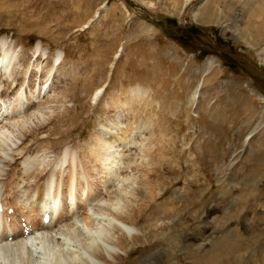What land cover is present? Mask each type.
Here are the masks:
<instances>
[{
  "label": "rangeland",
  "instance_id": "rangeland-1",
  "mask_svg": "<svg viewBox=\"0 0 264 264\" xmlns=\"http://www.w3.org/2000/svg\"><path fill=\"white\" fill-rule=\"evenodd\" d=\"M0 38L15 52L8 67L0 64L5 109L16 86L21 91L12 96L17 100L28 95V103L35 106L40 83L42 104L27 115L41 116L56 107L74 108L75 115L67 121L70 126L60 123V145L46 147L40 134L28 162L19 159L16 176L24 178H17L18 185H7L9 178L1 176L2 189L11 190L2 198L17 211L29 210L33 199L26 195L36 191L29 186L35 182L31 172L44 164L45 177L52 172L62 197L70 172H78L73 198L80 203L78 188L85 192L82 174L88 159L86 167L96 172L100 197L88 200L87 214L84 204L77 205L81 219L96 217L98 208L107 212L102 216L107 221L114 218L111 200L103 203L123 183L136 188L134 182L152 178L158 192L148 205L130 194L134 206L143 209L135 216L143 233L135 232H146V237L121 250L114 264H264V0H0ZM209 60L214 64L207 70ZM200 83L201 94L192 105L189 99ZM70 85L74 91L67 89L63 96L62 88ZM136 91L141 94L134 95ZM23 115L13 114L6 124L21 123L27 118ZM117 116L120 123L111 132L120 138L110 150L118 157L111 163L114 168L106 166L105 171L104 163L87 149L93 147L96 128L109 129ZM19 127L24 126L0 136L1 143L16 134V142L11 140L2 151L0 166L20 151ZM66 145L77 155L65 158L59 149ZM62 156L65 163L59 166L56 160ZM107 171L119 173L118 178ZM134 206L125 212L133 213ZM35 207L32 217L39 220ZM74 219L47 233L80 221ZM155 219L168 227L153 234ZM42 236L30 239L25 248L15 245L19 238L8 240L14 248L2 252L6 244L0 245V264L74 261L70 252L76 245L66 240L64 250L49 246L48 240L41 245ZM103 237L95 238L104 243ZM62 251L69 258H58Z\"/></svg>",
  "mask_w": 264,
  "mask_h": 264
},
{
  "label": "bare ground",
  "instance_id": "bare-ground-1",
  "mask_svg": "<svg viewBox=\"0 0 264 264\" xmlns=\"http://www.w3.org/2000/svg\"><path fill=\"white\" fill-rule=\"evenodd\" d=\"M197 16H199L198 11L195 13V17H197ZM0 39H2V42L0 44V48L2 51V52H0V63L2 66H4V68H6L9 66V64L12 60V57L15 55V52L14 53L11 52V50L9 49V46L7 47L6 45H4L5 41H6L5 38H0ZM12 48L14 49L13 46H12ZM213 64H214L213 60H209L207 62V65H206L207 70L211 69V67H213ZM48 67H49V65H48ZM2 69H3V67H2ZM5 72H6V69H5ZM204 73H206V70L204 71ZM1 80H2V78H1ZM72 83L77 85L75 81H73ZM68 85H69V83H68ZM200 86H201V83L198 85V87L191 94V97L189 99V103L192 105L195 103L196 100H198L197 98H198V95L201 91ZM73 88H74L73 85L72 86L70 85L68 87L67 86L63 87L61 90L62 95L66 97V95H67L66 90L68 89V91L69 90L72 91ZM19 91H21V90H19ZM93 94H94V92H93ZM140 94L141 93L139 91H136L134 95H140ZM63 96L61 97L62 99L64 98ZM91 96L93 97L92 94H91ZM26 98H27V95H25L24 97H21V98H20V96L17 97V100H19V101L16 100V102L18 104L13 106V108L15 110H17V108H20V106H21L23 109V107L25 106V103L22 101V99H26ZM93 98H95V96ZM42 101H40L38 104H36L33 107H31V105H30L29 106L30 108H28L26 110L23 109L24 115L22 117L26 116L29 112H31V110H34L35 107L37 108L38 106H40V104H42L41 103ZM46 101L47 100H45V103H46ZM122 102H123V100H122ZM3 107H4V110L0 111V115H2L0 123H4V125H5L4 121H6V117L8 114L6 115L7 109H5V104L3 105ZM59 108L56 107L53 109L52 112L49 111V112L43 113L41 115L42 117L38 116L39 114H36V113H34V115L29 114V115H27L26 119L23 118L24 120H22L21 123H17V125H23L24 126V127L18 128V129H20L19 131L22 130L21 135L19 137H17L18 140L21 141V144L18 145V148L20 149V151L17 154L14 153L16 155L12 154V155H14L13 156L14 159H12V157H11L12 160L11 159H6V160L2 159L4 162L2 161L3 163L0 166V178H1L0 180H2L4 182V178L1 177V176H4L6 178H9L8 179L9 181H7V183H8L7 185H11V187H13V185H15V184L18 185L17 183L20 180H18L17 178H20L21 176H22V178H24V176L23 175H20V177H18V175L16 176V171H17L16 169H17V167H19V166H17V163L19 162V159H21V158H23V161L27 160L30 157L29 155H31L32 152L35 151V149H33L34 148L33 145L35 144L36 141H38L37 138L41 137L40 134H43L41 141L42 142L44 141L45 144L44 143L43 144L48 148H51L52 146H58L63 142V141L58 140L62 136L61 130L63 129V127L60 126V123L64 124L65 122L67 123L68 120L75 119V115H74V111H73L74 108L66 107L64 110L59 109ZM38 110H39V108H38ZM14 117H16L15 114H14ZM119 117L118 116L116 117L115 124L111 125L110 128L108 127L109 129L104 130L102 128H99V129L96 128V131L93 134V139H92L93 142L95 140L94 144L92 145L93 147H91L90 149L86 148L87 150H89L88 154H91V155L93 154L95 159H98V161L99 160L102 161L104 163V166L105 167L108 166V168L110 170H112L115 166V165H112L111 163H113V161H115L114 159L118 157L117 155L115 156L113 153H111L110 148L112 146L111 143H115L117 141V139L120 138V137L117 138L116 135L112 134L113 132H111V130L116 125H118L120 123L118 120ZM10 118L11 119L13 118V114H11ZM34 118H37V120L35 121ZM32 121L34 124L33 123L31 124ZM68 123L71 124L72 122L70 121ZM4 125L0 126V136L4 133V131L6 129L11 128L13 130L14 127L17 126L15 123L9 124V125H7V127H4ZM64 125H66V124H64ZM68 126H70V125L68 124ZM41 132H44V133H41ZM52 133H58L59 136L57 135L58 137L53 138V137H51ZM14 135H16V134H14ZM14 135L13 136H7V139H3V141L0 143V150H1L0 160H1V158L4 157L2 151H4L5 148H7V146L9 145L8 143L11 140L16 142L14 139L16 137ZM22 138H24V140H22ZM89 146H91V144ZM12 148L13 147H10V149H12ZM15 149L16 148H14V150ZM103 150H106V152ZM59 151L61 154L66 152L67 155H64L65 158H66V156L71 155V154L77 155L76 151L67 145L62 146L59 149ZM27 152H29V153H27ZM4 155H6V154H4ZM44 156H47V153H45ZM64 156L60 157L62 159H58V157H57L56 163L59 166H62L61 164L65 163ZM152 156L154 157V155H152ZM25 162L27 163L28 160ZM86 162L88 163V159L86 160ZM86 162L85 163L83 162L84 163L83 167L85 168V170H87L86 172L94 178L96 172H89L88 171L89 167H86V166H88L90 164V162L88 165L86 164ZM91 162H92V160H91ZM30 164H32V163H30ZM28 166H29V164H28ZM37 167H38V164H37ZM27 169L29 170V168H27ZM104 169L106 171L107 167ZM45 170H47V168L44 164V165H42L41 168H36L34 172H31V177H30V178H34L35 182L38 181L40 183L41 181H44V185H40L38 183L39 187L36 190V193L34 195L31 194L33 202H32L31 207L29 209V210H33L32 205H35L37 212L39 214H41V218H42L44 212L51 211V213H53V212H56L62 206L60 201H59L58 194L53 192L54 193V195H53L52 191H51L52 183H53V174L49 170V172H51V173L47 176L48 177L47 178V177H45V174H44ZM86 172H83V174H82V176L85 179V183H84L83 187L85 188V191L88 188H91V194L93 195L91 197V199L93 200L95 196L96 197L99 196V191L97 189V184H95L93 181L88 180L89 175ZM113 172H114V170H113ZM108 173H109V175H114L117 178L119 176V173L113 174L112 171H109ZM46 174H48V172ZM102 176H104V175H102ZM106 176H104L103 179H104V181L108 182V179ZM117 178L115 180H117ZM27 179L29 180V178H27ZM36 179H38V180H36ZM112 179L114 181V178H112ZM148 179L151 180L152 178L142 179L141 182H137V181L134 182V180H133L134 183H137L136 188H135V185L133 183H132V185H128V184L123 183L122 185H124V186H121V187L119 186L118 189H115L113 196L109 200L104 201L103 204L109 203L106 201H110V200H111L110 202H112L110 205V208H111L110 210L114 214V215H112V216H114V218L113 217L110 218V221L109 220L107 221V219H104L102 217V216L106 215V213H107L104 210H102V208H98V212H96L98 214L95 215L96 217L93 216L94 219H93V217H91L89 215H88V217H85V218L83 217L84 219H81L80 216L77 214V209L73 208L74 205L73 204H70V205L66 204L67 209L70 208L69 209V215L70 216L69 215L68 216L71 219L75 218L77 220V218H78L80 221H78V222L76 221V223L74 222V224L71 223V224L67 225L65 228L61 229L64 225H66L68 222H70L69 217H67L68 222L66 224L59 227L58 228L59 230L58 229L53 230V231L58 230L55 234L54 233H47L49 231V229L43 231L42 232V235H43L42 240L40 241L41 245L45 243L44 241L48 240L49 246L53 244L54 247H56V248L61 247L60 250H62V249L64 250L63 245L65 243H63V240L64 241L66 240V241L70 242L69 244L76 245V249L74 248L73 252H70L71 253L70 257L73 258V260H74V261L69 260L70 264H114V262L117 258L122 257L123 254L121 253V250L127 251L128 247H130L131 245H134L135 243L139 242L142 239H145V237H146V234H145L146 232H144L143 236H141L135 232V231H141V229L136 226L137 225V223H136L137 219H135V216H136V213L139 214L143 209H140L141 208L140 205H138V207L134 206V203L136 202V200H134L132 197H136V198L142 197L144 205L147 204L146 201L152 200L155 196L157 197L158 192L155 191V188H154L155 186L153 185L152 180L149 181ZM87 181H88V183H87ZM126 181L128 182L129 178H127ZM126 181H124V182H126ZM77 183H78V172H73V173L70 172L69 179H68V186L66 187V192H67L68 196H71L72 201H75V199L73 198V193H74L75 189L77 188ZM143 185L147 186L146 187L147 192L145 195L141 191ZM0 188H1V186H0ZM18 188H19V186H18ZM5 190L7 191V189H5ZM8 191L11 192V190H8ZM78 191H79V188H78ZM66 192H65V196H66ZM130 194H132V197H130ZM139 196H141V197H139ZM5 202H3L1 200V196H0V203L2 204V209L0 211V222L2 221V233L4 231L5 236L13 235V238H16V239L19 238L21 240V242H18L15 244L18 247L25 248L26 245L30 246V243L32 242L30 239L34 240L37 238V236L41 235V231L43 229H40V228L51 226L50 222L52 220V217H51V220L49 221V223H42L43 221H40L41 224H39L37 221H33V218L31 217L32 214L30 213V211H27L24 213L20 212L21 213L20 215H24V216L26 215V219L30 222L31 230H32V228L34 229V232L31 235H29V237H26V235H24L22 233V229L18 224L19 219L17 216L18 215L17 209L16 210L13 209V212L11 214H8L7 209L9 207H13V206L11 204H8L7 201H5ZM139 202H140V200H139ZM87 205H88V201H87ZM93 205H97V201ZM130 206H134V207L131 210L133 213L129 214V213H127V210L125 212V209L129 210ZM169 208H172V207H169ZM60 211H63V209H61ZM166 211H168V208L167 207L163 208V213H165ZM86 214H87V211H86ZM137 217H138V215H137ZM75 219H74V221H75ZM156 221H157L156 224L151 225V228H150V231L153 232V234L160 232V231H163L164 228L168 227L167 223H165L163 221L159 224V221H161L160 219H158ZM81 222L83 223V225L80 224ZM130 222L132 224H130ZM35 225L40 226V227L35 228ZM146 226H149V225H146ZM87 229H88V231H87ZM94 230L96 231V233ZM142 230H144V229H142ZM92 234H93V236H92ZM97 235H99V237H102V235H103L104 236L103 240L106 239V240H104L106 242H104V243L99 242L98 238H95ZM12 243H14V242H6L4 244H0V245L6 244L3 247L2 252L7 248L10 249V248L16 247ZM56 255L58 258H61V257L69 258L68 257L69 254L68 253L66 254L63 251L59 254H56ZM62 261H63V259H62ZM62 261L60 262L61 264L64 262V261L63 262ZM66 262H68V261H66ZM154 262H155V260H154ZM152 263H153V260H152ZM203 263H204V260H203V262L200 261V263H198V264H203Z\"/></svg>",
  "mask_w": 264,
  "mask_h": 264
}]
</instances>
